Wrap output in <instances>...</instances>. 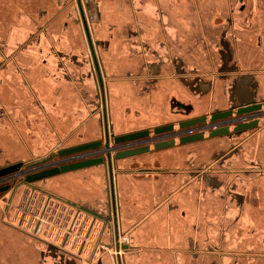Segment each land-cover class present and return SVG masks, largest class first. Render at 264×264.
<instances>
[{"label": "flooded vegetation", "instance_id": "obj_1", "mask_svg": "<svg viewBox=\"0 0 264 264\" xmlns=\"http://www.w3.org/2000/svg\"><path fill=\"white\" fill-rule=\"evenodd\" d=\"M132 1L82 0L95 48V59L87 40L77 0H75L77 20L85 43L83 56L89 66L88 73L79 74L73 61L76 59V55L64 54L62 58L69 62H64V60L60 62L66 72L61 76L66 79L77 78L85 84L88 93L87 105L90 110L89 119L97 117L100 125L98 140L102 141H105L104 109L107 111L110 135H119L115 132L111 115V83L119 78V75H114L113 67L115 68V65L121 62L118 60L120 41L127 40L129 47L132 48L131 42H137L140 33L134 25L138 11L135 10V4ZM178 5L179 3L174 2L172 6L165 7V9L175 11L178 10ZM225 9L228 13L226 29L220 37L222 49L226 45L235 48L236 43L239 46L238 43L243 36L239 35L238 29L242 25L247 30V34H245L247 38L244 39H251L249 42L252 41V38L254 39L255 56L257 58H261V55L264 56V38L260 33L261 25L249 17L254 11L256 13L264 11V0H255L254 4H251V0H226ZM40 12L42 13L43 10ZM94 23H96V27ZM3 26L4 22L0 20V34L1 30L5 29ZM47 28H44L43 32L46 33ZM4 42L6 41L4 40ZM203 43L204 48L209 47L207 41ZM140 46L146 52L147 45L141 44ZM233 52L231 50V54L227 56L225 62H220V64L208 62L209 65L205 68L204 66L193 67L188 72L185 67L178 65L179 62H172L175 66L177 65L179 70L182 69V73H172L173 75H177V77L189 75L198 80L204 78L207 82L200 86V90L203 92H213L221 88L223 96L226 97L225 106H216L204 113H196L193 103L173 98L171 103L172 118L135 130H147L149 136L133 141L132 146L128 148L147 145L150 151L129 158L175 148L181 150L185 155L182 170L179 172L165 169L155 170L149 167L139 169L141 172L150 174L153 172L166 175L167 173H180L182 176L181 190L187 196V204L185 206L173 205L167 201L172 195H166L164 201L167 203L163 202L165 209L163 216L160 215L161 220L158 228L146 227V218L128 224L124 223L121 217L120 198L119 216L118 212L116 215L117 221L115 222L114 217L112 219L110 215L109 222L106 223L105 219L110 214L108 205L111 189L109 169L103 165L90 167L96 172L104 174L107 212L90 207L105 216V219H101L103 223L101 239L105 234H111L115 250L113 254L123 253L125 264H130L128 253L131 254L132 264H264V61L254 62L252 67L242 66L238 62L237 56L234 61L229 62L233 58ZM57 55L61 56L59 51H57ZM96 62L103 76V89L98 81ZM128 62H132L130 57ZM43 63L47 64L48 62L46 60ZM181 63L183 65V62ZM147 64L148 62H143V68L147 69ZM6 66H9L8 62H0V69L3 71L6 70ZM18 70L23 72L19 78L24 79L25 71H22L23 69L20 67ZM42 73H44V69L37 70V74ZM6 76H0V87L2 88L5 85L4 80L9 79ZM156 76V74L146 71L126 77L131 82L144 81L147 88L154 83ZM92 86L97 97L94 106ZM99 90L101 94H99ZM107 96L110 101L109 110ZM4 113L5 110L0 107V116L6 115ZM196 119L200 121L194 125L180 126L181 123ZM169 125H173L172 131L161 134L154 133L156 128ZM212 133L214 135L211 136ZM192 134H198L200 138L187 143L180 142V137ZM171 139H175L173 146L160 150L155 149L156 142ZM101 156L106 157L102 151L95 157ZM90 168L87 169L91 170ZM99 168L101 170H98ZM115 171L117 172L116 177H118V167L114 166ZM93 177L95 175H89L88 180L91 181ZM254 205L257 206V209L259 208L257 216L254 215L256 208ZM251 208L254 209L251 210ZM157 210L159 212V208L152 209L149 215L156 214ZM128 228L131 238L126 243L123 241V237ZM99 243H102L101 252L110 247L101 240ZM41 251L40 258L43 261L48 263L50 259H54L49 253ZM74 261L69 258L63 260L64 264H75ZM119 264H122L120 258Z\"/></svg>", "mask_w": 264, "mask_h": 264}, {"label": "crops", "instance_id": "obj_2", "mask_svg": "<svg viewBox=\"0 0 264 264\" xmlns=\"http://www.w3.org/2000/svg\"><path fill=\"white\" fill-rule=\"evenodd\" d=\"M44 2L45 0H0V20L4 22L3 27L9 29L12 18H22V15H27L28 5L33 3L34 7H37ZM132 2L135 4V10L138 11L134 25L140 33L137 42H131L132 48L129 47L127 40L120 41L118 60L121 62L116 64L115 68L113 67L114 75H119V78L111 83V115L116 134H126L172 118L173 98L193 103L196 113H204L216 106L226 105V97L223 96L221 88L213 92H203L200 86L207 82L204 78L198 80L189 75L177 77L172 73H182V69L179 70L172 62H179L178 65L185 67L188 72L193 67L204 66L205 68L209 65L208 62L212 64L225 62L231 50L234 54L229 62L234 61L236 56L238 62L247 67H252L254 62L264 61L263 55L257 58L254 54V39L252 38L251 42H249L251 39H244L247 38L245 35L247 30L242 25L238 29L239 35L243 36L238 43L239 46L236 43L235 48L226 45L222 49L220 37L225 32L228 13L225 9L226 0H133ZM174 2L179 3L178 10L167 11L165 7L172 6ZM254 3L255 0H251V4ZM249 17L261 25L260 33L264 38V11H259V13L254 11ZM206 41L209 47L204 48L203 42ZM141 44L147 45L146 52L142 50ZM129 57L132 62H128ZM145 61L148 62L147 69L143 68ZM146 71L157 75L154 83L147 88L144 81L131 82L126 77ZM24 76V79L4 80V87H0L2 88L0 89V107L5 110L4 114H6L0 116V157L13 163L25 161L29 157L34 160L48 156L60 148L100 138V125L97 117L89 119L88 93L84 83L77 78L66 79L60 75L52 77L44 73L37 74V70ZM99 94H101L100 90ZM108 102L107 105L110 104V101ZM38 109L42 114L39 115L40 120ZM39 121L40 126L37 125ZM48 142L52 143L51 149L47 151ZM184 158L183 152L175 148L118 160V177H116L117 172H114L115 194L118 216L120 198L121 217L124 223L128 224L146 218V227L158 228L160 215L163 216L165 209L163 202L168 201L179 206L187 204V196L181 190L182 176L180 173H167L166 175L159 172L150 174L139 171L142 167H149L155 170L165 169L179 172L182 170ZM91 171L94 172V169L61 174L47 179L44 184L30 186L29 191H35L38 195L39 193L45 194L47 201H63L76 208L78 212L83 211L69 204L68 200L81 204L78 202L80 201L85 203V206L97 208L104 200V191L98 186L96 178L93 177L91 181L88 180L89 176L82 181L77 179L80 176L89 175ZM65 184L79 187L80 191L77 189L79 193H75L72 198L63 197L62 194L66 193L64 188L66 190L69 188L63 187ZM15 192L14 196L12 192L9 199L11 200L10 206L7 205L8 203L2 206L0 264H43V262L40 263L37 253L29 248L28 237L40 240L45 224L40 219L33 223L31 219L27 221L29 224H26L25 220L23 223L25 218L23 213L19 217L20 223L28 228L33 225L32 233L18 229L12 224L15 222L10 220L13 208H18L17 211H21L22 208V198L18 197V193L15 194ZM168 194L172 197L164 201ZM108 200L113 219L111 189ZM254 206L256 207L254 215L257 216L259 208ZM158 208L159 212L157 210L156 214L149 215L152 209ZM83 213L94 221L98 220L89 213ZM85 245L84 241L81 250L78 247L77 253L82 255ZM100 247L101 245L98 244L94 248L95 256Z\"/></svg>", "mask_w": 264, "mask_h": 264}, {"label": "rangeland", "instance_id": "obj_3", "mask_svg": "<svg viewBox=\"0 0 264 264\" xmlns=\"http://www.w3.org/2000/svg\"><path fill=\"white\" fill-rule=\"evenodd\" d=\"M75 8V0H45L44 4H39L37 7H34L33 3L28 5V14L22 15V18H12L10 20L11 25L9 29H2L0 34V46L2 48L0 51V62H8L9 64V66L5 67V71L0 69V76L7 75L9 79L18 80L19 75H23V72H20L18 67L23 69L22 71H25L26 75L31 74L34 70L41 71L43 69L44 75L48 74L54 77L56 75H64L66 72L60 65V62H62V60H64V62H69L62 58L64 54L76 55V59L73 61L75 62V67L79 71V74L83 75V73H88L89 66L87 60L83 56L85 43L77 20L78 17ZM41 9L43 10L42 13L40 12ZM94 26H97L96 23H94ZM46 27H48V31L45 33L43 29ZM40 35L41 38H39ZM4 40L6 42H4ZM26 44L27 46H25ZM57 51L60 52L61 56L57 55ZM46 60L48 63H45V66L43 62H46ZM92 98L94 106L97 101L94 87L92 90ZM108 101L109 98L107 96V102ZM107 108L109 110V104ZM37 111L38 119L40 120L42 114L39 109ZM37 125L40 126V121ZM33 126H35V123H33ZM51 143L52 142L47 143V151L51 149ZM30 160H33L32 157H29V159L25 161L27 162ZM10 163L13 162L0 157V167ZM89 175H95L98 186L104 191V200L101 201V206H98L96 209L98 211L107 212L104 174L102 172L98 173L96 171H91ZM89 175L80 176L77 179L82 181V179H85ZM23 178L24 177H21V179ZM19 180L20 179L16 180L14 186L17 187L15 191L18 193V197L20 196V198H22V208L21 211H17L18 208H13V215L11 214L10 220L15 221L12 224H14L16 228L22 229L25 232L27 231V233H32L33 225L31 228L29 226L30 229L25 227L24 224L22 225L20 223L21 219L19 218L21 213H23V216L25 215L24 221H22L23 223H25L26 220V224H29L27 221H31V219L32 223L36 222L37 219L44 222V231L41 233L42 237H40V240L30 236L28 237L29 248H31V251L34 250L37 253L40 263L64 264L63 260L69 258L72 261L75 260V264H114L112 254L115 250L111 241V234L107 233L102 237L103 239H101L103 232L102 221L92 220L90 216H87L83 212H78L76 208L71 207L63 201H47L45 194L41 195L39 193L38 195L35 191H29V185L21 184L18 186ZM44 183L45 181H41V183H34L33 185L37 186L38 184ZM66 186L69 188H67V190L64 188V192L66 193L62 194L63 197L72 198L75 193L77 194L80 191L79 187H75L72 184H65L63 187ZM75 189L76 191H73ZM12 192L13 191L10 190L0 196V218H3L2 206L8 203ZM69 192L73 194L70 195ZM78 202L86 205L80 201ZM32 215L33 218H31ZM13 216H15V218H13ZM128 230L129 228L126 229V233L123 237V241L126 243H128L131 238V234ZM100 240L110 245V247L103 252L99 250L95 256L94 248H96L98 244L102 245V243H99ZM84 241L86 245L81 255L79 252L77 253V250L78 247H80L81 250ZM40 249L49 253L54 259H50L48 263L40 259V254L42 253ZM127 257L130 264H132V260L130 261V259H132L131 254L128 253ZM124 262L122 254V264H125Z\"/></svg>", "mask_w": 264, "mask_h": 264}, {"label": "water", "instance_id": "obj_4", "mask_svg": "<svg viewBox=\"0 0 264 264\" xmlns=\"http://www.w3.org/2000/svg\"><path fill=\"white\" fill-rule=\"evenodd\" d=\"M77 4L80 10V14L83 20L84 29L86 32L87 40L91 49V52L96 59L95 48L93 44V40L91 37V32L88 26V22L85 15V10L83 7L82 0H77ZM96 71L98 81L103 89V76L101 70L99 68L98 63L96 62ZM200 120H190L184 123H181V127H187L198 123ZM104 123H105V141L102 140H95L91 142H86L83 144L70 146L66 148H60L55 153H52L48 156H45L40 159L30 160L28 162H15L8 164L6 166L0 167V180L4 179H16L18 177L24 176L23 179L19 180L18 186L21 184H26L32 187H35L33 184L38 183L41 181H46L49 178L66 174L69 172L87 169L93 166H107L110 173V180H111V197H112V207L114 213V220L117 221V209H116V194H115V187H114V166L117 167L118 160L138 156L150 151L149 146H137L127 149H122V145L125 143H132L133 141L149 136V131L141 130L130 132L126 134H119V135H110L109 125H108V117L107 111L104 109ZM173 125L158 127L154 130L155 134H161L165 132L172 131ZM214 133L211 134V136ZM200 138L198 134H192L188 136L180 137L181 143H187L191 141H195ZM175 143V139L166 140V141H159L155 143V149L160 150L164 148H168L173 146ZM102 147V149H100ZM101 150L105 153L106 157H91L87 159H82L70 163H56L54 162L55 158L58 157H66L73 154H79L82 152L88 151H97ZM17 187L14 186L13 183H7L0 186V196L7 193L8 191L12 190L15 192ZM68 203L72 206L77 207L78 209L82 210L83 212L89 213L96 218L105 219V216L98 212L97 210L90 208L88 206L78 204L76 202H71L68 200ZM125 248L127 246H124Z\"/></svg>", "mask_w": 264, "mask_h": 264}, {"label": "built area", "instance_id": "obj_5", "mask_svg": "<svg viewBox=\"0 0 264 264\" xmlns=\"http://www.w3.org/2000/svg\"><path fill=\"white\" fill-rule=\"evenodd\" d=\"M132 146V143H128V144H124L122 145V149L124 148H128ZM101 151V150H100ZM99 150L97 151H88V152H82L79 154H73L70 156H66V157H58L54 159V162L56 163H70V162H74V161H78V160H82V159H87V158H91V157H95L98 153H100ZM24 177V176H21ZM21 177H18L16 179H4V180H0V186L7 184V183H15L17 179H21ZM14 195V192H13ZM11 204V200L8 201V206H10Z\"/></svg>", "mask_w": 264, "mask_h": 264}, {"label": "bare ground", "instance_id": "obj_6", "mask_svg": "<svg viewBox=\"0 0 264 264\" xmlns=\"http://www.w3.org/2000/svg\"><path fill=\"white\" fill-rule=\"evenodd\" d=\"M112 136V135H111ZM108 202H109V200H108ZM109 205V208H110V203L108 204ZM111 215V212H110V214L108 215V217L105 219L106 220V223H108L109 222V216ZM112 218V217H111ZM98 220H100V221H102L101 219H99V218H97ZM105 223V224H106ZM114 241H115V237H114ZM122 254L123 253H115V254H112V258H113V262H114V264H119V258H120V261H121V263H122Z\"/></svg>", "mask_w": 264, "mask_h": 264}]
</instances>
